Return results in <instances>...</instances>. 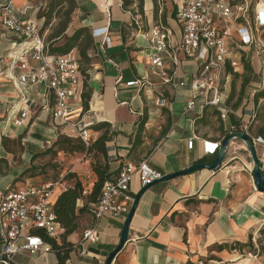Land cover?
<instances>
[{
	"label": "crops",
	"instance_id": "0c3cea01",
	"mask_svg": "<svg viewBox=\"0 0 264 264\" xmlns=\"http://www.w3.org/2000/svg\"><path fill=\"white\" fill-rule=\"evenodd\" d=\"M8 1L0 0V5ZM169 3L163 22L152 21L153 15L149 19L144 13L143 23L126 11L122 0H12L14 17L37 25L45 42L61 45L74 38L67 53L78 59L89 95L84 120L92 123V143L103 135L107 139L91 154H81V160L64 163L57 174L68 170L65 188L56 194L76 189L71 221L67 227L60 224L56 242L68 243L67 252L22 251L11 264H104L119 244L125 220H95L90 208L101 182L113 179L124 161H144L164 176L201 159L214 160L205 154L204 143H220L244 125L250 137L264 138V108L259 109L261 104L264 107V50L246 47L233 55L239 61L238 73L225 85L222 96L234 114L224 119L216 108L203 105V97L189 87L200 68L197 60L180 56L176 85L151 73L144 33L161 22L171 31L173 44L180 38L174 11L181 3ZM162 12L158 11L159 17ZM0 34V57H4L0 63L1 199L8 190L57 181L51 163L62 165L67 157L59 152L52 161L49 150L59 134L76 137L68 126L52 119L55 98L46 86L13 85L9 77L18 70L10 67L6 55L24 44L1 27ZM259 42L264 44V29ZM128 82L135 84L126 86ZM191 100L196 107L186 111ZM22 112L25 118L15 125ZM254 148L264 172V147L255 143ZM251 168L244 144L235 141L229 143L218 169L204 168L148 188L138 200L127 240L110 264H258L246 255L254 243L264 249V192L255 189ZM140 189L135 173L130 190L136 195ZM87 230L95 231L98 241H85ZM1 251L0 242V256Z\"/></svg>",
	"mask_w": 264,
	"mask_h": 264
},
{
	"label": "built area",
	"instance_id": "2783aa9c",
	"mask_svg": "<svg viewBox=\"0 0 264 264\" xmlns=\"http://www.w3.org/2000/svg\"><path fill=\"white\" fill-rule=\"evenodd\" d=\"M180 3L174 11V18L180 26V38L176 44L172 43L171 31L161 22L144 33L150 71L165 82L176 85L175 71L180 64V56L197 60L200 68L189 87L195 95L203 97V105L216 108L224 119L234 114L225 105L222 96L225 85L238 73L239 61L233 55L246 47L264 50V44L259 42L260 30L264 29V0L253 4L251 0H180ZM0 27L24 44L23 49L6 55L11 61L10 67L18 70L17 74H10L13 85L46 86L55 98L52 119L68 126L72 135L88 147L92 143L89 132L92 123L84 120L81 99L83 82L78 59L70 53L49 55L40 28L28 20L14 17L12 0L0 5ZM3 60L4 57H0V63ZM134 84L128 82L125 85ZM178 85L184 86V83ZM195 107L194 100L188 101L186 111H192ZM25 116L26 113L22 112L14 124L20 125ZM240 132L249 136L248 126H242ZM250 138L254 144L264 147L263 137ZM208 144L204 143L205 154L216 156L220 143ZM188 147H192V142L188 143ZM135 173L138 174L141 188L162 177L144 161L122 162L116 176L103 183L96 201L91 205L90 213L95 220L126 219L135 196L130 190ZM66 175V172H62L57 181L25 185L8 190L2 196L1 264H11L13 257L22 251L30 254L54 251L50 241L57 242L62 229L53 209V200L57 195L56 190L65 188ZM98 238L93 230L83 233L85 241L94 243ZM246 255L248 259L264 264V249L261 245L254 243L253 251Z\"/></svg>",
	"mask_w": 264,
	"mask_h": 264
},
{
	"label": "trees",
	"instance_id": "16d2710c",
	"mask_svg": "<svg viewBox=\"0 0 264 264\" xmlns=\"http://www.w3.org/2000/svg\"><path fill=\"white\" fill-rule=\"evenodd\" d=\"M55 1H59V0H55ZM41 34H42V32H41ZM74 42H75L74 38H69V39H66L63 44L55 45L53 40H50V41L47 40L46 44H47L48 54L51 56L67 54V52H69L71 50ZM234 75L237 76L236 74H234ZM84 88H85V83L83 82V92L81 95V99H82L83 108H84V110H86L87 109V99H88L89 95H88V92L85 91ZM263 95H264V93H263ZM106 139H107V137L103 135L100 138H98L94 143H91L88 147H86L82 143V141L78 138H73V137H69L67 135L59 134L56 141L53 143V145L51 147H53V146H54V148L59 147L61 150L66 151V152L80 153V154H86L87 155V154H91L96 147L103 146ZM68 141H70V142L72 141V142L68 144ZM68 145L69 146L71 145L72 148L69 147ZM74 146H76V147L74 148ZM214 157H216V156H214ZM211 162H213V160L210 161L208 159H201L200 161H198L197 164H209ZM107 180H109V179H104L101 182L99 192H100V189H101L103 183ZM75 197H76V189H68L66 191H63L62 193H58L53 200L54 212L56 214L57 220L60 222L61 225H63V227L64 226L67 227V225L71 221L70 207H71V202L73 201V199ZM50 243L53 246L54 250L57 251L58 254L65 253L68 250L69 244L66 243L65 241H62L61 244H56L55 241H50Z\"/></svg>",
	"mask_w": 264,
	"mask_h": 264
},
{
	"label": "water",
	"instance_id": "95a60500",
	"mask_svg": "<svg viewBox=\"0 0 264 264\" xmlns=\"http://www.w3.org/2000/svg\"><path fill=\"white\" fill-rule=\"evenodd\" d=\"M235 141L242 142L244 144L246 150L248 151V153L250 155V159H251V164H252L251 171H252V175H253L254 187L257 191L264 192V173L260 168L258 158H257L255 148H254V143L252 142L251 138L244 132H235V133L228 134L220 142L219 147L217 149L216 157L213 160V162H211L209 164L192 165V166L187 167L186 169H184L182 171L171 173L169 175H164V176L152 181L150 184H147L146 186L142 187L139 190V192L134 196L133 204H132L130 211H129L126 219H125V222H124L123 228L121 230V234H120L119 244L116 247V249L108 255L104 264H110L111 261L113 260V258L115 257L116 253L119 252L121 250V248L123 247V245L125 244V242L127 240V233H128L129 224L131 222V219H132L133 213L135 211V208L137 206L138 200H139L140 196L143 194V192H145L148 188H150L151 186H153L159 182L172 180L174 178H177V177L182 176V175L190 174V173L195 172L197 170L207 168L209 170L214 171V170L218 169L219 167H221V165L223 163L224 157L227 153L229 143L235 142Z\"/></svg>",
	"mask_w": 264,
	"mask_h": 264
},
{
	"label": "rangeland",
	"instance_id": "374dc122",
	"mask_svg": "<svg viewBox=\"0 0 264 264\" xmlns=\"http://www.w3.org/2000/svg\"><path fill=\"white\" fill-rule=\"evenodd\" d=\"M257 1L258 0H251V3L253 4ZM169 2H173V1H165V0H122V6L126 9V11H129L132 14V16H134V17L137 16L138 21H143V23L145 22L144 13L147 14V17L149 19H150V16L153 15L152 21L159 20L158 18H160L161 21L163 22V20L165 18V13L167 12L168 9H170V5H169L170 3ZM160 9H163V12H162L161 16L159 17L158 11ZM263 108L264 107L261 104L259 109H263ZM63 135H65V134H63ZM71 142L68 141V144ZM76 146H74V148ZM69 147H71V145ZM49 151H50V157H51L52 161H53V159L55 160V159L59 158V155H58L59 152H63L65 154V157H67V160H65L64 162L62 161V165H60V163H51L52 168L54 170V173H56V175L55 174H53V175L57 176V178L59 177L57 174L60 172V170H62L63 165H65L64 163H66V162L68 163V162L72 161L73 159H76V160L78 158L80 160L82 159V155L80 153L66 152V151L61 150L59 147L54 148V146H53L50 148ZM63 171L68 173L67 172L68 170H63ZM46 172H48V171H46ZM52 173H53V171H52ZM48 178L49 177H45L44 179H48ZM45 181H48V180H45ZM252 251L253 250H249L248 252H252Z\"/></svg>",
	"mask_w": 264,
	"mask_h": 264
}]
</instances>
